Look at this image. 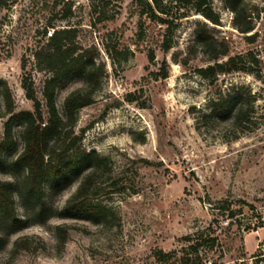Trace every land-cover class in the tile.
Wrapping results in <instances>:
<instances>
[{
	"label": "rangeland",
	"instance_id": "1",
	"mask_svg": "<svg viewBox=\"0 0 264 264\" xmlns=\"http://www.w3.org/2000/svg\"><path fill=\"white\" fill-rule=\"evenodd\" d=\"M160 1L170 16L178 15L174 3ZM242 1L260 12L248 34L233 26L224 0H212L220 24L189 11L170 31L141 17L138 0L0 3V83L8 85L16 111L33 110L22 87L24 59L42 99L43 81L50 73L36 65L32 53L45 44L46 25L75 28L73 42L79 51L104 67L93 103L78 111L75 132L84 130L83 147L108 159L95 186L97 202L110 211L104 224L61 217L59 210L78 182L57 192L47 190L43 214L32 203L24 209L16 192L25 222L11 234L0 224V264H178L158 262L154 254L163 250L181 255L187 248L185 236L195 239L207 228L219 238L207 264H256V256L264 253V225L246 227L257 225L259 218L264 221V0ZM200 30L216 40V50L228 47L231 55L252 52L260 57V77L245 72L200 76L197 69L213 63L205 51L212 47L204 49L197 42ZM47 31L49 36L53 28ZM152 52L154 61L149 60ZM162 66L169 76L155 80L152 75ZM82 84L81 77H74L58 89L59 112L68 93ZM240 85L256 94L260 124L229 141L224 129L203 115L219 93ZM3 111L0 98V140L7 121ZM14 135L16 143L0 165V179L14 181L17 188L23 171L11 162L23 148L19 126ZM225 199L246 202L242 221L228 226L224 220L209 228L216 206Z\"/></svg>",
	"mask_w": 264,
	"mask_h": 264
},
{
	"label": "trees",
	"instance_id": "2",
	"mask_svg": "<svg viewBox=\"0 0 264 264\" xmlns=\"http://www.w3.org/2000/svg\"><path fill=\"white\" fill-rule=\"evenodd\" d=\"M233 13V26L244 34L255 29L256 19L259 18V9L254 6L250 9L242 0H224ZM7 0H0L4 4ZM174 3L178 15L170 16L162 8L160 0H138L140 16L146 15L150 21L166 25L170 31L176 21L188 17L189 11L203 15L214 24H220V17L212 7V0H170ZM184 10V11H182ZM162 13L164 16H161ZM64 17H67L65 14ZM201 26L200 23H198ZM206 25V24H205ZM144 26L142 22L141 27ZM53 31L48 36V29ZM75 28H56L52 24L46 25L43 32L46 42L38 46L32 53L36 65L50 73L43 81L42 99L37 96L31 73L27 71V61L24 59L22 87L26 97L33 102V110L16 111L11 91L8 85L0 83V98L3 104V116L7 118L4 135L0 140V165L15 145L14 129L20 127V137L23 148L11 162V167L20 168L22 177L18 186L12 180L0 179V224L7 228V234L20 229L24 221L19 216L15 193L17 192L24 209L29 204L36 213L43 214L47 208L46 194L57 192L78 182L77 189L59 210L63 218L90 221L95 224H104L109 209L101 202H97L98 189L95 186L99 171L108 163V159L95 150H86L82 145L83 132H75L78 111L93 103V95L101 85L104 67L96 64L94 57L80 52L73 42ZM252 39L251 36H248ZM212 40V41H211ZM216 41V40H215ZM212 37L206 36L201 30L198 33V44L207 49L212 64L197 69L200 76L206 79H215L220 74L245 72L260 77V57L252 52L231 55L229 48L221 50L214 48ZM165 49L169 45L165 44ZM154 53L149 54V60L154 61ZM155 80L160 77L166 79L169 74L165 66L161 72L152 75ZM74 77H81V87L72 90L64 98L62 111L56 105V94L59 88L64 87ZM258 98L252 90L244 85L236 86L226 93H219L210 101L209 110L203 115L210 121L224 129L229 141L239 139L246 132L254 130L259 124L256 103ZM15 177V176H14ZM17 179V177H15ZM243 200H222L215 209L217 216L213 223L221 224L229 220L228 226L239 224L244 216ZM220 217V218H219ZM254 226H247V230H256L264 225L260 220ZM62 228L61 226L58 227ZM208 228L193 239L185 236L187 248L178 255L176 251L164 252L157 250L154 254L158 262L173 260L178 264H207V255L218 246V236H212ZM19 241L16 242V246ZM223 254V253H222ZM264 253L257 255L256 264L263 261ZM218 264V263H215Z\"/></svg>",
	"mask_w": 264,
	"mask_h": 264
}]
</instances>
